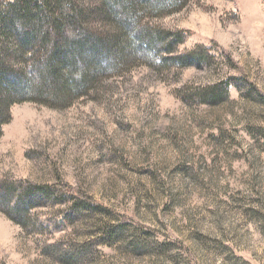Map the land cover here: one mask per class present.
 <instances>
[{"label": "rangeland", "instance_id": "rangeland-1", "mask_svg": "<svg viewBox=\"0 0 264 264\" xmlns=\"http://www.w3.org/2000/svg\"><path fill=\"white\" fill-rule=\"evenodd\" d=\"M150 21L189 31L172 54L201 64L165 53L70 106L13 105L0 178L105 207L47 195L25 228L0 211V264H264V0H192ZM229 78L223 99L206 95Z\"/></svg>", "mask_w": 264, "mask_h": 264}, {"label": "trees", "instance_id": "trees-1", "mask_svg": "<svg viewBox=\"0 0 264 264\" xmlns=\"http://www.w3.org/2000/svg\"><path fill=\"white\" fill-rule=\"evenodd\" d=\"M191 1L10 0L0 9V140L16 103L70 106L124 67L162 60L159 55L165 53L177 65L199 66L203 51L172 54L189 31L150 21L179 12ZM102 21L107 24L103 29L98 26ZM233 80L219 85L224 93L215 89L206 95L223 99ZM24 182L26 186H18ZM47 195L70 197L73 210L105 207L66 184L0 178V211L24 228L23 212Z\"/></svg>", "mask_w": 264, "mask_h": 264}]
</instances>
